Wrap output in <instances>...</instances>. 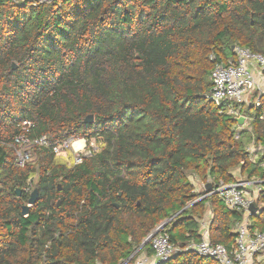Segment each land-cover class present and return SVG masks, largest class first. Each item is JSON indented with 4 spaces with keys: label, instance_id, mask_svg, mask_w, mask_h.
<instances>
[{
    "label": "trees",
    "instance_id": "16d2710c",
    "mask_svg": "<svg viewBox=\"0 0 264 264\" xmlns=\"http://www.w3.org/2000/svg\"><path fill=\"white\" fill-rule=\"evenodd\" d=\"M235 46L264 54V0H0V264H135L164 222L177 251L155 264H218L187 250L199 219L209 207L212 242L231 249L245 214L198 200L192 179H264L247 151L264 145V108L238 130L208 98ZM19 136L46 141L24 145V166ZM68 139L102 147L67 166L53 149ZM250 221L264 232V208Z\"/></svg>",
    "mask_w": 264,
    "mask_h": 264
},
{
    "label": "built area",
    "instance_id": "2783aa9c",
    "mask_svg": "<svg viewBox=\"0 0 264 264\" xmlns=\"http://www.w3.org/2000/svg\"><path fill=\"white\" fill-rule=\"evenodd\" d=\"M12 1L16 3L30 1L34 5H38L51 3L55 0ZM211 79L212 89L208 96L209 100L217 106L225 107L228 113L236 119H245L243 125L238 123V130L248 128L251 122L256 119L254 113L264 108V54L254 52L243 46H235L233 48V57L226 64H218L212 71ZM259 119L263 120L264 114H261ZM25 126H30V122L23 121L22 127ZM76 141L78 140L68 139L62 144L56 145L53 149L54 153L56 156H61L65 152L73 150L75 154L74 164L78 165L82 163L83 157L91 156L94 152H97L91 141L92 148L88 150L89 153L86 156H83L81 154L83 147L82 149L74 147ZM82 142L85 143L86 141L83 140ZM16 143L20 146L29 144L44 145L46 141L43 138L31 143L24 136H19L16 139ZM247 151L250 161L256 164L259 160L258 156H255L250 148ZM260 151L263 152L260 156L264 155V149L261 148ZM17 163L19 166H24V155L20 153V150ZM255 179L253 177L247 180L239 175L235 182L225 183L220 181L217 184H212V189L209 191L206 189V185L201 182L202 190H205L207 194L198 198V200L210 195H216L228 209L243 211L245 216L235 226L236 239L231 249L212 242L210 228L213 214H208L201 224V240L199 242H191L187 250H191L201 257L212 259L218 264H263L264 232L252 231L250 221L251 215H259L264 208V201L260 200L261 193L264 191V181ZM253 204L259 207V211L256 214L250 212V207ZM167 224L168 222H164L159 225L148 237V243L153 249V255L151 257L142 256L135 261V264H155L157 261L164 262L171 259L177 251V247L171 242L170 236L165 230Z\"/></svg>",
    "mask_w": 264,
    "mask_h": 264
},
{
    "label": "rangeland",
    "instance_id": "374dc122",
    "mask_svg": "<svg viewBox=\"0 0 264 264\" xmlns=\"http://www.w3.org/2000/svg\"><path fill=\"white\" fill-rule=\"evenodd\" d=\"M83 140L84 139H82L81 141H83ZM91 143L93 144V147H94L95 150H97V151L101 150V147H102L101 140H95V139H93ZM83 145L84 146H83V149L81 150V154L83 156H86L89 153L88 150L92 148V145L90 144L89 146H87V143L86 142L85 143L83 142ZM79 146H80L79 143H77L75 145V147H79ZM249 148L254 153L255 156H258V158H260L261 157L260 154L263 153V152L260 151V149L261 148L264 149V145H259L255 141H250L249 143H247V150ZM20 153L24 155V165H27L28 163H30L33 160V158H34L33 150L26 149L25 146L22 149H20ZM74 156H75V154H74L73 150H71V151L65 152L61 156H57V158L60 159V160H58V162H60V163H64L67 166H74L75 165L74 164ZM260 165H262L261 167H263L262 169H264V166H263L264 165V162H262ZM235 175H238V173H235ZM254 177L256 178L255 180L264 181V179H262L259 175L254 176ZM242 178L246 179V177H244V176H242ZM31 179L33 180V186H32V189L30 191V193L32 194V192L35 190V187L34 186L37 184L38 176L37 175H33V176H31ZM197 193H201V195L204 194V192L201 191V190L199 192H197ZM145 255H147V253L145 251H142L141 252L140 250H138L134 254L135 261L137 259H139L140 257L145 256ZM262 263L264 264V258L262 260ZM99 264H101V263H99ZM123 264H126V262H124Z\"/></svg>",
    "mask_w": 264,
    "mask_h": 264
},
{
    "label": "water",
    "instance_id": "95a60500",
    "mask_svg": "<svg viewBox=\"0 0 264 264\" xmlns=\"http://www.w3.org/2000/svg\"><path fill=\"white\" fill-rule=\"evenodd\" d=\"M14 68H16V65L14 64L13 65ZM244 118H238L236 119L237 123H239L240 125H243L244 124ZM94 122V116L91 115V116H88L85 120V123H93ZM206 189L209 191L212 189V185L211 184H208L206 185ZM59 190L61 191V187L59 188ZM17 194L18 196H21V190H17ZM39 198H40V193H39V190L38 189H35L32 194L30 195V198H29V201H28V204L25 205L23 207V215H28L29 213V210L32 206H34L38 201H39ZM259 211V207L255 204H253L251 207H250V212L253 213V214H256L258 213ZM149 242V239L146 240L145 244Z\"/></svg>",
    "mask_w": 264,
    "mask_h": 264
},
{
    "label": "crops",
    "instance_id": "0c3cea01",
    "mask_svg": "<svg viewBox=\"0 0 264 264\" xmlns=\"http://www.w3.org/2000/svg\"><path fill=\"white\" fill-rule=\"evenodd\" d=\"M240 170H237L235 173H238V175L236 176H239ZM247 179V178H246ZM193 180V183L194 185L196 186V190L197 192H199L200 190L203 191L205 193V190H202V183L198 180V179H192ZM208 214H212V210L208 207L207 210H206V215L204 216V219L207 217ZM204 219H199V227H200V232H201V229H202V222L204 221Z\"/></svg>",
    "mask_w": 264,
    "mask_h": 264
},
{
    "label": "bare ground",
    "instance_id": "6f19581e",
    "mask_svg": "<svg viewBox=\"0 0 264 264\" xmlns=\"http://www.w3.org/2000/svg\"><path fill=\"white\" fill-rule=\"evenodd\" d=\"M77 143L80 144L79 147H75V145H76ZM75 145H74V147H75L76 149H82V147H83V142H82L81 140H78V141H76Z\"/></svg>",
    "mask_w": 264,
    "mask_h": 264
}]
</instances>
